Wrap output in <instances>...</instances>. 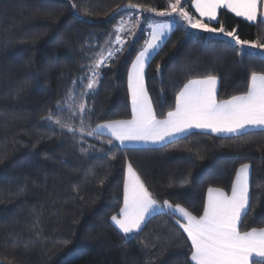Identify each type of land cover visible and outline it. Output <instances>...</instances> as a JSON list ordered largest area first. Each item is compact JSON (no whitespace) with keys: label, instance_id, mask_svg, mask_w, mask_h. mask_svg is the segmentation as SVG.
<instances>
[{"label":"trees","instance_id":"obj_1","mask_svg":"<svg viewBox=\"0 0 264 264\" xmlns=\"http://www.w3.org/2000/svg\"><path fill=\"white\" fill-rule=\"evenodd\" d=\"M170 3L0 0V264H193L191 241L171 211L134 233L115 226L129 164L157 204L168 201L197 217L208 189L230 193L237 170L249 164V210L239 227L264 228V131H195L159 147H121L96 132L100 124L131 119L130 67L151 20L175 19ZM129 4L141 10L116 14ZM191 4L183 0L182 8L198 19ZM128 18L132 28L119 33ZM210 26L256 47L242 49L223 33L191 31L178 21L146 70L158 119L175 109L190 80L216 76L223 101L245 94L253 73L264 74V23L222 10ZM109 51L98 87L89 90L95 63Z\"/></svg>","mask_w":264,"mask_h":264},{"label":"snow or ice","instance_id":"obj_2","mask_svg":"<svg viewBox=\"0 0 264 264\" xmlns=\"http://www.w3.org/2000/svg\"><path fill=\"white\" fill-rule=\"evenodd\" d=\"M179 5L180 0L170 3L171 12H178L191 28L210 33H223L232 37L242 49L246 45L256 47L255 44L240 40L234 32L225 33L223 26L215 28L210 24L217 21L218 10L222 8L247 21L264 23V14L260 11L264 6L261 0H193L196 11L201 17H207V23L200 19L194 21ZM128 7L140 8L141 5L129 4ZM157 14L164 16L171 13ZM149 27L152 28L151 39L146 41L129 73L131 119L110 121L99 125V129H107L121 144L126 141L155 143L185 133L192 128L207 129L217 134L240 133L249 127L264 129V74L256 73L252 74L245 94L223 101L217 99L216 76L209 75L203 79L190 80L176 96L175 109L169 111L166 118L158 119L145 88L144 68L151 52L159 47L161 37L171 26L159 24ZM122 30V27L117 29ZM116 41L123 43L119 35L116 36ZM113 55L114 53L109 51L107 56L101 55L95 63L92 78L87 84L89 90L97 83V70ZM79 107L83 112L85 105L80 104ZM56 123L59 124L60 121L57 120ZM249 169L248 164H242L237 170L231 195L221 189L209 188L203 214L199 217L180 205L175 206L174 212L186 221L180 224V227L191 241V261L194 264H264V228H252L242 232L239 227L249 210ZM123 201L124 206L119 214L112 216L111 219L125 234L139 230L148 214L157 206V201L131 164L127 168ZM164 205L173 208L168 201H164Z\"/></svg>","mask_w":264,"mask_h":264},{"label":"crops","instance_id":"obj_3","mask_svg":"<svg viewBox=\"0 0 264 264\" xmlns=\"http://www.w3.org/2000/svg\"><path fill=\"white\" fill-rule=\"evenodd\" d=\"M261 2H262V5H264V0H261ZM182 3H183V0H180V5H179V7H181V8H182ZM191 6H192V9H193V11L195 12L196 16L198 17V19H200V20H202L203 22L207 23V22H208L207 17H201L200 14L196 11L195 7L193 6V0H192V4H191ZM222 10H226V11L232 13L230 10H228V9H226V8L219 9V10H218V15H217V21H218V18H219V14H220V12H221ZM260 11H261V14H264V6L261 7ZM176 13H177V12H176ZM232 14L235 15L234 13H232ZM235 16H236V15H235ZM174 17H175V16H174ZM237 17H238V16H237ZM239 18H241V19H243V20H246V19L243 18V17H239ZM195 19H197V18H195ZM131 20H132V19H131ZM183 20H184V19H183L179 14H177V16L175 17V19H173V20L163 21V22H157V23L155 24V25H159V24H169V25L171 26V28H170V30H166V31L164 32L163 36L161 37V39H160V41H159V47L156 48L154 51L151 52V54H150L148 60L146 61L145 68H144V83H145V77H146L147 66H148L150 60H151L152 57L158 52V50L163 46V44L167 41V39L170 37V35L172 34V32L175 30V28H176V26H177V22H178V21H179V22H183ZM217 21H213L211 24H214V23H216ZM246 21H247V20H246ZM248 22H250V21H248ZM134 23H135V21H134ZM250 23H255V22H250ZM187 27H188L190 30H193V31H195V32H196V31L206 32V31H203V30H200V29H193V28H191L190 26H187ZM136 29H138V27H137V26H134V28L132 29V34H135V33H136ZM151 33H152V28L149 27V33H148L149 38H148V40L151 39ZM135 60H136V59H135ZM135 60H134V62H135ZM134 62H133V63H134ZM132 66H133V64H132L131 67H130V71H129V73L132 71ZM128 80H129V77H128ZM195 80H196V79H195ZM218 87H219V82H218V80H217V93H218ZM145 88H146V86H145ZM217 99H218V98H217ZM130 100H131V95H130ZM131 105H132V104H131ZM103 124H105V123H103ZM103 124H100V125H103ZM195 131H197V132L209 133V134H212V135H214V136H221V137H224V136H236V135H239V134H242V133L248 132V131H264V129L249 127V128L243 130V131L240 132V133H220V134H217V133H213V132H211L210 130H207V129H197V128H192V129L188 130V131L185 132V133L179 134V135H177V136H173V137H171V138H166V139L163 140V141H159V142H155V143H153L152 141H126V142H124L123 144H121L118 140H115V138L111 136V134L109 133V131H108L107 129H99L98 127L96 128V132H97V133L111 137V138H112V139H113L118 145H120L121 147H159V146H162V145H164V144H166V143H169V142H171V141H173V140H175V139H177V138H180V137H182V136H184V135H187V134H189V133H191V132H195ZM248 165H249V164H248ZM249 166H250V165H249ZM251 172H252V168H251V166H250V169H249V200H250V179H251ZM126 174H127V173H126ZM235 177H236V176H235ZM126 179H127V175H126ZM234 180H235V178H234ZM213 189H217V188H213ZM224 192H225V191H224ZM225 193H226V192H225ZM226 194L231 195V192H230V193H226ZM207 196H208V193H207ZM207 196H206V200H207ZM248 206H249V205H248ZM174 208H175L174 206H173V208H168V207H166L165 205H159V204H157V206L155 207V209H154L150 214H148V216L146 217L145 221L141 224L140 229L145 225V223L147 222V220H148L151 216H153V215H155V214H157V213L168 212V211H171L173 214H175V215L181 220V222H182L181 224L185 223L186 221H184V220L179 216L178 213H175V212H174ZM118 229H119V228H118ZM140 229H139V230H140ZM119 230H120V229H119ZM139 230H134V231L131 232V233L137 232V231H139ZM120 231H121V230H120ZM121 232H122V231H121ZM193 264H194V262H193Z\"/></svg>","mask_w":264,"mask_h":264},{"label":"rangeland","instance_id":"obj_4","mask_svg":"<svg viewBox=\"0 0 264 264\" xmlns=\"http://www.w3.org/2000/svg\"><path fill=\"white\" fill-rule=\"evenodd\" d=\"M174 2H175V0H173V3H174ZM177 14H178V12H177V13H176V12H172L171 15L176 17ZM190 16H191V15H190ZM175 17H174V18H175ZM191 17H192V16H191ZM192 18H193L194 21L196 20L194 17H192ZM156 23H157L156 21L151 20L150 25H155ZM133 24H134V20H131V18H128V19L124 20V21L121 23V26L118 27V29L122 27L123 30H122V31H118V32L120 33V32L127 31L128 29L132 28V25H133ZM182 24L185 25V26H190V25L187 23L186 20H183ZM139 30H140V31H139ZM141 30H142L141 28L136 29V33H135V34L139 35V34L142 32ZM147 30H148V33H149V26H148ZM189 30H190V29H189ZM191 31H193V30H191ZM210 34H213V33H210ZM148 38H149V35H148ZM98 85H99V80H97V83L95 84L94 88H97ZM126 175H127V174H126ZM115 226H116V225H115ZM116 227H117V226H116ZM117 228H118V227H117Z\"/></svg>","mask_w":264,"mask_h":264},{"label":"water","instance_id":"obj_5","mask_svg":"<svg viewBox=\"0 0 264 264\" xmlns=\"http://www.w3.org/2000/svg\"><path fill=\"white\" fill-rule=\"evenodd\" d=\"M130 10H137V11H140L141 8H129L128 6H124V7H122L120 10H118V11L116 12V14L119 13V12L130 11Z\"/></svg>","mask_w":264,"mask_h":264}]
</instances>
